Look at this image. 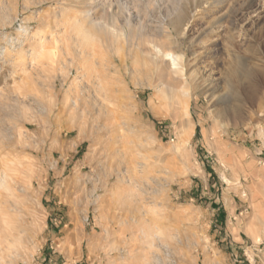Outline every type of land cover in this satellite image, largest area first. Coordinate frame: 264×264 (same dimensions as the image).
I'll use <instances>...</instances> for the list:
<instances>
[{
	"label": "rangeland",
	"instance_id": "obj_1",
	"mask_svg": "<svg viewBox=\"0 0 264 264\" xmlns=\"http://www.w3.org/2000/svg\"><path fill=\"white\" fill-rule=\"evenodd\" d=\"M214 1L0 0V264H264V0Z\"/></svg>",
	"mask_w": 264,
	"mask_h": 264
},
{
	"label": "bare ground",
	"instance_id": "obj_2",
	"mask_svg": "<svg viewBox=\"0 0 264 264\" xmlns=\"http://www.w3.org/2000/svg\"><path fill=\"white\" fill-rule=\"evenodd\" d=\"M219 0H215L214 2L215 3H217ZM217 5V4H216ZM88 18V17H87ZM90 28L91 29H93L94 27H92V24H91V26H90ZM25 30V29H24ZM109 31V30H108ZM24 33H25V31H24ZM41 35V34H40ZM39 36V35H38ZM42 36V35H41ZM34 38H36V37H34ZM38 39L40 38V36L39 37H37ZM35 40H37V39H35ZM39 41V45H38V49L35 51L37 54L39 53V52H43L44 50H45V48L43 47V45H41L40 44V40H38ZM30 42V41H29ZM35 42V41H34ZM36 43H38V42H36ZM152 51L154 52V53H156L157 54V56L159 55V56H161V59H167V58H169L170 60H172V61H176L177 60V56H174L173 54H171V53H166V52H164V51H162V50H160L159 48H157V47H154V46H152ZM175 64V63H174ZM159 77H160V75H159ZM164 77V76H163ZM158 80H160V79H158ZM162 83V82H161ZM168 86H171L170 84H168ZM155 88V87H154ZM251 103H255V99L254 98H252L251 99ZM6 163V162H5ZM9 163V162H8ZM11 164V163H10ZM8 177V176H7ZM132 177V176H131ZM6 181H5V173L2 175V176H0V187H6ZM120 186V185H119ZM8 188V187H7ZM7 188H5V190L7 189ZM8 190H9V188H8ZM8 190H6V192L8 191ZM9 192V191H8ZM15 197V196H14ZM138 204H139V202H138ZM135 208V207H134ZM138 208H139V206H138ZM137 208V209H138ZM10 210V209H9ZM136 211V210H135ZM143 213H144V211H143ZM1 217V216H0ZM2 218V217H1ZM6 219V218H5ZM147 219V218H146ZM140 220V219H139ZM138 220V221H139ZM148 220V219H147ZM2 223H4V222H2ZM2 225H4V224H2ZM4 227H6V225L4 226ZM8 228V227H7ZM11 232V231H10ZM11 234V233H10ZM9 242V241H8Z\"/></svg>",
	"mask_w": 264,
	"mask_h": 264
}]
</instances>
